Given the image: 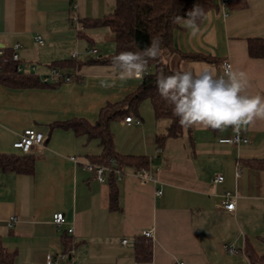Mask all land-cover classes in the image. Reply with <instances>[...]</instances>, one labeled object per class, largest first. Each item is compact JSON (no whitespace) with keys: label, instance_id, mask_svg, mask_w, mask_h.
<instances>
[{"label":"crops","instance_id":"obj_1","mask_svg":"<svg viewBox=\"0 0 264 264\" xmlns=\"http://www.w3.org/2000/svg\"><path fill=\"white\" fill-rule=\"evenodd\" d=\"M73 4L77 22L70 17ZM115 5L116 0H0V48L12 51L14 44L21 45L17 53L22 72L40 80L73 51L83 62L79 68L62 67L77 71L71 82L0 84V153L22 154L13 143L26 129L44 136L43 144L29 151L35 158L33 172L0 168L1 242L15 253L14 264H47L49 255L69 248L80 264H174L175 259L186 264H250L245 251L229 254L225 245L244 250L248 242L264 254V120L241 130L248 143L221 142L234 134L231 128L219 132L190 127L159 148L156 136L169 120L156 119L150 100H143L139 125L121 118L110 123V131L115 151L144 157L155 180L142 182L134 175L138 162L120 165L123 173L112 176L118 188L116 209L110 207V172L100 181L84 166L101 154L99 139L50 129V124L70 118L94 123L105 104L122 100L139 86L141 80L121 81L112 63H84L90 48L97 49L92 57L114 55L110 29L83 22L111 14ZM182 23L173 32V46L199 58L170 53L166 62L182 71L210 69L219 76L228 61L232 70L247 74V94L264 96V57L248 52L250 39H264V0H233L226 17L216 3L198 23L196 38H190ZM30 65L36 70H29ZM102 80L113 86L101 87ZM218 175L222 181H215ZM226 192L236 196L234 210L221 205ZM56 212L66 219L60 228L52 222ZM11 216L16 220L9 227ZM148 229L152 255L140 262L136 240Z\"/></svg>","mask_w":264,"mask_h":264},{"label":"trees","instance_id":"obj_2","mask_svg":"<svg viewBox=\"0 0 264 264\" xmlns=\"http://www.w3.org/2000/svg\"><path fill=\"white\" fill-rule=\"evenodd\" d=\"M232 1L229 0V8ZM197 5L204 10L205 15L216 3L213 0H116L111 14L99 19L85 20L84 26H106L110 29L115 42L114 55L124 51L142 52L153 41H159L160 56L156 60L149 61L147 69L153 67V70L146 71L139 86L122 100L105 104L100 109L94 123L84 118H70L50 124V129H70L76 135H87L89 138L99 139L102 152L94 157V163L110 165L109 159L114 158L118 166L135 161V163L138 162L139 168H145L147 160L144 157L123 156L115 151L110 123L117 119H125L126 116L137 117L140 103L148 99L152 104L155 118L169 120L166 130L156 136L159 148L163 147L167 138L178 137L184 129H189L180 126L179 118L173 115L172 107L160 97L156 88V78L161 73L171 75L176 71H182L165 61V57L170 53H177L185 58H199L198 55H186L174 48L173 32L183 20L178 23L172 21V18L176 16L186 18V14ZM1 51L0 84L11 87H39L49 84L40 81L30 73L18 71V61L11 58L12 51L5 49ZM248 52L252 57H264V39H250ZM84 63H111V57H92L88 54V59ZM82 64L83 62L78 61L77 58H70L63 62H56L50 67L79 68ZM34 162L35 158L29 152L0 153V168L4 171L31 173L34 169ZM112 176L114 174L110 172V207L116 209L118 208V188ZM150 240L142 234L136 240L135 258L137 261H147L151 258L152 243ZM244 251L250 264H264V254L258 253L250 243L244 244ZM14 259L15 253L8 251L0 239V264H14Z\"/></svg>","mask_w":264,"mask_h":264},{"label":"clouds","instance_id":"obj_3","mask_svg":"<svg viewBox=\"0 0 264 264\" xmlns=\"http://www.w3.org/2000/svg\"><path fill=\"white\" fill-rule=\"evenodd\" d=\"M204 15L195 6L186 18L173 17V23L183 20L190 38H196L201 29L198 21ZM160 42L153 41L142 52L124 51L111 57L121 81L143 80L150 60L160 56ZM101 87L113 85L102 80ZM249 78L243 71H234L225 65L223 75L210 69L201 71H176L171 75L161 73L156 78L160 97L172 107L181 127H199L224 132L231 128L239 134L257 120H264V96L249 95Z\"/></svg>","mask_w":264,"mask_h":264},{"label":"built area","instance_id":"obj_4","mask_svg":"<svg viewBox=\"0 0 264 264\" xmlns=\"http://www.w3.org/2000/svg\"><path fill=\"white\" fill-rule=\"evenodd\" d=\"M215 3H217V5L219 6L222 15L224 17L228 16L229 14V0H213ZM77 7L76 4H73V12L71 13V19L73 22H77L78 21V17L77 14H75L74 9ZM36 41L38 44H42V38L40 36L36 37ZM21 45L16 43L13 46L12 49V55L11 58L14 61H18V66H17V70L22 72L24 71V67L19 63V56L17 53V49L20 47ZM2 53L1 48H0V54ZM97 53V49L95 48H90L89 50H87V54L89 55H93ZM77 51H73L71 54V58H77ZM225 65H230V62H224L223 63V67H222V71L219 75H223V68ZM0 70H1V66H0ZM29 70L31 71H35L36 67L35 65H30ZM78 76L77 71L74 70L73 72H67L65 70H63L60 67H50L48 69L47 72H45L40 80L44 83H60V82H71L73 81L76 77ZM125 121L128 124H135V125H139L141 123L140 118L135 117V116H126L125 117ZM44 141V136L35 131L34 129H26L24 130L19 138L13 143V147L17 150H20L23 153L29 152L30 149L35 145V144H43ZM221 142H225V143H230V144H239V143H248L249 142V138L245 135H243L241 132L239 134L234 133L232 136L227 137V138H222L220 140ZM73 161H77L74 157L71 158ZM109 163L110 165H102V164H98V163H85L84 166L87 170H89L90 172H92L94 174V176L100 180L103 181L104 180V176L106 172H113V173H117L119 175H121L123 173L121 166H118L116 163V160L114 158H110L109 159ZM134 175L141 180L142 182H146V181H154V177L150 174V172L146 169V168H140L138 170H136L134 172ZM237 175H239V172L237 171ZM223 180V176L222 175H218L215 178V181H222ZM159 190H156V194H159ZM235 198L236 196L234 194H231L230 192H226L223 195V199L221 201V205L223 206V208L228 209V210H234L235 209ZM16 220V216H11L8 220H7V225L9 227H11L13 225V223ZM66 219L65 216L62 212H56L53 214L52 216V222L57 226V227H61L63 223H65ZM73 231L72 228H68L67 229V234H71ZM142 235H144L145 237L152 239L153 235H152V230H143ZM123 244L127 243V239H123L122 240ZM225 249L227 251V253L229 254H238L240 252H244L243 248H239L237 247L234 243H228L225 245ZM62 261H66L68 262V264H80L75 256H74V249L73 248H69L68 250H65L63 252L57 253V254H51L48 256L47 258V264H60ZM174 264H186L185 260L183 259H175Z\"/></svg>","mask_w":264,"mask_h":264}]
</instances>
